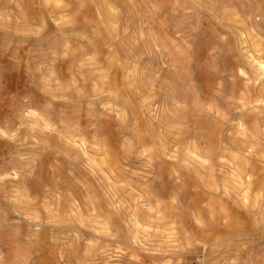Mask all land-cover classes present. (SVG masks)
Masks as SVG:
<instances>
[{"label":"rangeland","instance_id":"374dc122","mask_svg":"<svg viewBox=\"0 0 264 264\" xmlns=\"http://www.w3.org/2000/svg\"><path fill=\"white\" fill-rule=\"evenodd\" d=\"M258 58L264 0H0V264H264Z\"/></svg>","mask_w":264,"mask_h":264},{"label":"bare ground","instance_id":"6f19581e","mask_svg":"<svg viewBox=\"0 0 264 264\" xmlns=\"http://www.w3.org/2000/svg\"><path fill=\"white\" fill-rule=\"evenodd\" d=\"M108 9V8H107ZM109 10V9H108ZM112 14V13H111ZM247 40V39H246ZM254 66H255V68L258 70V71H260L261 73H262V75H263V77H264V61L263 60H261V58H258V59H255V61H254ZM254 72V71H253ZM254 76V75H253ZM253 76H251L252 78H253ZM250 77V76H249ZM254 79V78H253ZM257 79H258V77H257ZM256 79V80H257ZM260 80H261V78H260ZM252 81V80H251ZM262 81V80H261ZM260 81V82H261ZM252 83H253V81H252ZM262 83V82H261ZM247 84V83H246ZM264 84V83H263ZM27 116H32V117H34V118H40V116L39 115H37L36 114V112H34V111H32V110H30L27 114H26ZM25 115V116H26ZM42 118V117H41ZM40 118V119H41ZM43 119V118H42ZM44 121V120H43ZM44 123V122H43ZM50 123H48V122H46L45 121V126H44V128H43V126L42 125H36V127L37 128H39V129H42V130H46V129H48V130H50V131H52V132H57L56 130H54V129H52V124H50ZM26 125V124H25ZM32 126H34V125H32ZM58 126H60V125H58ZM26 127H28V126H26ZM61 127H63V126H61ZM29 129H33V128H29ZM217 130H218V128H216ZM58 130V129H57ZM216 130V131H217ZM46 132V131H45ZM215 132V131H214ZM31 133H32V131H31ZM58 133V132H57ZM40 134V133H39ZM58 134H60L61 136H63L64 138H65V140L66 141H68L70 144H71V146L72 147H74V148H77V149H80L81 151H82V153L88 158V160L89 161H91V164L95 167V168H98V169H100V171L101 172H104V166H106V160H103V161H101L100 163H98V159H96V158H94L93 156H91L90 154H89V152H88V147H87V145H86V142L85 141H83V140H76V139H73V138H69V137H67V136H65V135H63V134H61V133H58ZM57 136V135H56ZM215 136V137H214ZM58 137V136H57ZM216 138V135H213L212 137H211V142L212 143H216V142H218V140H216L215 139ZM59 139H61V138H59ZM80 139V138H79ZM220 141V140H219ZM210 144V143H209ZM90 147V146H89ZM207 148H208V146H207ZM93 149V148H92ZM96 149V148H95ZM98 149V148H97ZM74 150V149H73ZM211 150V149H210ZM224 150V149H223ZM94 151V150H93ZM77 152V151H76ZM194 154V152H192V155ZM202 155V154H201ZM202 157V156H201ZM211 158V157H210ZM219 158H221V157H219ZM198 159H200V158H198ZM191 160V159H190ZM201 160V159H200ZM202 161V160H201ZM110 162H111V160H110ZM195 162V161H194ZM194 162H192V163H194ZM205 162V161H204ZM111 164H112V162H111ZM199 164V163H198ZM91 165V166H92ZM110 165V164H109ZM188 165V164H187ZM200 166V165H199ZM109 167V166H108ZM92 168V167H91ZM191 168V167H190ZM205 168V167H204ZM107 169V168H106ZM192 169V168H191ZM209 168H207V170H208ZM211 169V168H210ZM108 170V169H107ZM232 171V170H231ZM236 171V170H235ZM111 172H113V171H111ZM223 172V171H222ZM231 173V172H230ZM214 174H215V172H214ZM223 174V173H222ZM234 174V173H233ZM235 175V174H234ZM239 175V174H238ZM237 175V181L241 184V179H240V176H238ZM210 176V175H209ZM232 176V175H231ZM236 176V175H235ZM230 178V177H229ZM233 178V177H232ZM113 179V178H112ZM110 180V179H109ZM217 180H218V178H217ZM234 180V179H233ZM110 181H112V180H110ZM235 181V180H234ZM112 183V182H111ZM121 183V182H120ZM235 183H237V182H235ZM230 184H231V182H230ZM112 185H114L113 183H112ZM120 185V184H119ZM123 185V184H122ZM242 186H243V183L241 184ZM114 187H116V186H114ZM119 187V186H118ZM117 187V188H118ZM116 189V188H115ZM119 189V188H118ZM120 191V190H119ZM135 192V191H134ZM139 192V191H138ZM223 192H224V190H223ZM133 193V192H132ZM136 193V192H135ZM133 195V194H132ZM125 196H127V195H125ZM142 195H138V198H137V204H136V202H135V204H136V208H134V212H133V217H134V221H132V222H134V224H136V225H138L139 223H140V221H139V212H140V210H142L141 208H140V206H141V204H142V206H145V208L146 209H149V210H151V207L149 206V204H144L143 205V202H142V200H141V197ZM134 198V197H133ZM125 200V199H124ZM127 200V199H126ZM131 200V199H130ZM141 200V201H140ZM118 201H119V199H118ZM129 201V200H128ZM133 202V201H132ZM119 203H120V201H119ZM132 206V205H131ZM132 208V207H131ZM213 208V206L211 207V209ZM146 211V210H145ZM148 211V210H147ZM146 213V212H145ZM220 213L221 214H219L220 215V221H222L221 222V227H222V229H220L221 230V232H222V236H217V237H213L212 238V236L211 237H209L208 236V238L207 239H209V241H213L212 243L213 244H218V243H224V242H226V241H228L229 240V235H230V233H231V221L228 219V216H227V210L223 207L222 208V210L220 211ZM141 221H142V219H140ZM218 224V223H217ZM139 226V225H138ZM219 226V225H218ZM225 234V235H224ZM206 243L208 244V243H211V242H208V241H206Z\"/></svg>","mask_w":264,"mask_h":264}]
</instances>
